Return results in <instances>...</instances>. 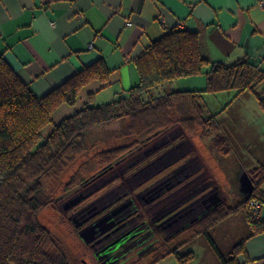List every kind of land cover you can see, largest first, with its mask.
Returning <instances> with one entry per match:
<instances>
[{
  "label": "trees",
  "instance_id": "1",
  "mask_svg": "<svg viewBox=\"0 0 264 264\" xmlns=\"http://www.w3.org/2000/svg\"><path fill=\"white\" fill-rule=\"evenodd\" d=\"M134 63L138 84L102 104H95V93H89L82 108L55 124L45 136L44 129L54 123L53 114L62 104L75 105L80 91L92 81L110 82L112 70L104 59H97L49 93L37 96L0 54V264H81L79 256L71 258L40 216L58 199L47 184L59 179L76 158L89 153L95 132L126 122L123 135L136 133L148 138L181 123L190 135L199 128L203 134L213 135L217 150L227 155L230 143L220 133L217 115H206L204 95L228 90L256 92L264 83L260 64L245 57L230 63L211 60L203 52L199 33L179 27L168 29L145 47ZM202 74L204 89L156 93L167 82ZM256 95L264 106L262 94ZM126 148H112L104 156L118 161ZM248 173L255 187L243 206L251 199L264 204V170ZM232 213L233 209L220 207L186 227L197 228L221 264H241L239 256L246 255L242 241L226 259L211 237L210 230ZM248 220L255 234L264 232V221H255L249 210ZM172 254L179 264H190L195 258L193 251L181 253L176 247L158 252L152 263Z\"/></svg>",
  "mask_w": 264,
  "mask_h": 264
},
{
  "label": "crops",
  "instance_id": "2",
  "mask_svg": "<svg viewBox=\"0 0 264 264\" xmlns=\"http://www.w3.org/2000/svg\"><path fill=\"white\" fill-rule=\"evenodd\" d=\"M175 27L197 31L203 52L211 60L230 63L245 57L264 68L260 0H0V54L37 96L102 58L112 70L110 82L95 80L81 91L87 90V96L95 93V104L111 101L139 83L135 58ZM199 76L204 77L191 80L195 89H204L205 75ZM222 92L234 96L215 114L220 133L231 146L227 156H234V184L240 192L241 168L264 170V106L256 95L261 93L264 101V83L256 92ZM65 104L56 111L68 108ZM226 112H231L227 119ZM200 157L208 177L225 197L222 207L233 209L210 230L212 239L226 259L244 241L246 255L239 256L241 264H264V232H253L247 205L243 206L247 198L241 192L231 198L214 174L212 157ZM261 187L264 190V180ZM200 236L203 255L188 250L195 253L190 264H221L208 240Z\"/></svg>",
  "mask_w": 264,
  "mask_h": 264
},
{
  "label": "rangeland",
  "instance_id": "3",
  "mask_svg": "<svg viewBox=\"0 0 264 264\" xmlns=\"http://www.w3.org/2000/svg\"><path fill=\"white\" fill-rule=\"evenodd\" d=\"M200 77L204 76L175 79L160 86L156 93H163L166 90H194L197 87L191 79ZM87 93V90L80 91L75 105L65 104L64 107L68 108L55 111L54 123L44 129V135L46 136L55 124H59L64 118L82 108L88 99ZM231 93H206L204 96L206 115L218 113L223 106L231 102L234 98ZM230 115L231 112H226L224 117L227 119ZM125 126L126 122L112 123L95 132L89 153L76 158L59 179L51 180L47 184L51 194L58 199L43 212L40 220L61 240L71 258L79 256L81 264L101 263L95 258L91 244L80 237L73 221L74 216L89 207L97 209L121 196L122 200L132 198L145 217L152 209L169 206L172 203L182 204V207L190 210L200 204L199 190L202 187L208 184L215 186L206 173L200 154L205 158L212 157L211 163L216 167L212 168L214 174L222 180L221 184L231 198L239 192L234 184L237 180V176L233 174L234 156L219 154L213 144V135L203 134L201 128L190 135L181 123H176L159 134L141 138L136 133L130 136L123 135ZM122 146L127 148L125 152L122 151L120 160L115 161L104 156L110 149ZM183 168L187 169L186 173L174 178L175 171ZM177 182L179 183L175 184ZM159 186L164 189L156 196V203L145 204L140 194ZM77 199H80L79 202L73 204V200ZM141 218L142 216L138 219ZM197 231V228L184 229L175 234L167 244L162 237L163 234L156 236L148 234L144 238L145 244L148 245L136 244L134 247L123 249L119 253L121 260L119 264H151L157 258L158 252L163 253L176 247L180 248L181 253L193 249L199 255H203L201 240L204 238L199 237ZM163 233L166 235V232ZM150 246L151 250L157 251L151 253ZM211 253L214 255L213 249ZM152 264L179 262L172 254Z\"/></svg>",
  "mask_w": 264,
  "mask_h": 264
},
{
  "label": "flooded vegetation",
  "instance_id": "4",
  "mask_svg": "<svg viewBox=\"0 0 264 264\" xmlns=\"http://www.w3.org/2000/svg\"><path fill=\"white\" fill-rule=\"evenodd\" d=\"M186 170L183 168L175 171L174 178L185 174ZM163 189L162 186L153 188L146 193H141L140 197L145 204L153 205L156 203V199L152 200V197L158 195ZM199 191L201 192L200 204L190 210L182 207V204L172 203L169 206L152 209L145 217L132 198L122 200L123 196L93 209L92 213L95 215L91 216L82 227L94 224L106 215H110L111 219L116 221L114 226L99 234L96 240L91 243L95 258L101 264H119L121 262L119 253L123 249L134 247L136 244L144 245L146 235L163 234L162 237L167 244L175 234L186 229L188 224L222 207L225 197L216 186L208 184ZM141 216L142 218L138 219ZM79 219L82 221L83 218ZM163 232H166V235ZM151 246L149 247L151 253L157 251V249L151 250ZM98 257H102V259L99 260Z\"/></svg>",
  "mask_w": 264,
  "mask_h": 264
},
{
  "label": "water",
  "instance_id": "5",
  "mask_svg": "<svg viewBox=\"0 0 264 264\" xmlns=\"http://www.w3.org/2000/svg\"><path fill=\"white\" fill-rule=\"evenodd\" d=\"M238 181H239L240 192L246 198H249L253 193L255 186L253 183V179L244 168H241L240 172L238 173ZM179 182L175 184H178ZM156 196L152 197V200H154ZM78 200L80 199L73 200V204L79 202ZM93 208L95 207H89L87 210L73 217V221L75 222V227L79 230L80 237L88 244L93 243L99 234L106 232L108 229H110L112 226L116 224V221L112 220L110 215H106L101 219L97 220L94 224H90L82 227V225L87 220H89L91 216L95 215L94 213H92ZM90 213H92V215H90ZM79 218H83L82 221ZM98 258L99 260L102 259V257H98Z\"/></svg>",
  "mask_w": 264,
  "mask_h": 264
},
{
  "label": "built area",
  "instance_id": "6",
  "mask_svg": "<svg viewBox=\"0 0 264 264\" xmlns=\"http://www.w3.org/2000/svg\"><path fill=\"white\" fill-rule=\"evenodd\" d=\"M260 5L261 7L264 9V0H260ZM129 25H131L132 23L129 22ZM93 47L92 44H90V48ZM262 207L263 204L260 200L258 199H251L248 204H247V208L249 210V212L252 214L253 219L255 221H259L261 220V212H262Z\"/></svg>",
  "mask_w": 264,
  "mask_h": 264
}]
</instances>
